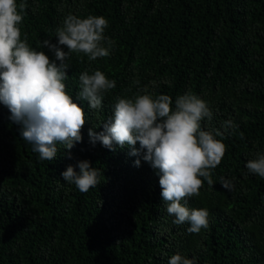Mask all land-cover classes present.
<instances>
[{"label":"trees","instance_id":"obj_1","mask_svg":"<svg viewBox=\"0 0 264 264\" xmlns=\"http://www.w3.org/2000/svg\"><path fill=\"white\" fill-rule=\"evenodd\" d=\"M26 3L21 38L50 59L54 54L39 45L56 43L68 14L104 17V34L114 45L95 61L71 54L66 92L84 109L87 124L71 150L57 145L55 160L39 159L0 104V264H168L175 254L196 264H264V178L245 167L264 154V0ZM96 70L116 82L100 110L78 98L79 76ZM144 88L153 97L170 96L173 107L178 96L197 95L213 113L201 121L202 130L223 133L215 137L226 152L213 170L214 186L205 181L200 195L187 199L189 209L209 212V226L198 234L187 231L188 223H173L143 153L89 142V127L102 131L116 97L134 98ZM229 120L233 129L223 127ZM79 161L101 172L100 184L87 193L61 178L69 165L78 172ZM221 178L232 181V191L222 188Z\"/></svg>","mask_w":264,"mask_h":264},{"label":"clouds","instance_id":"obj_2","mask_svg":"<svg viewBox=\"0 0 264 264\" xmlns=\"http://www.w3.org/2000/svg\"><path fill=\"white\" fill-rule=\"evenodd\" d=\"M26 0H0V104L10 112V121L20 125V136L31 144L39 159L53 161L58 155L57 145L71 150L82 142V129L87 124L84 109L66 92L68 60L71 54H83L89 61L110 55L114 41L105 36L108 21L100 16L79 18L68 14L62 26L56 29L55 40H43L39 47L54 54L50 59L44 51L29 46L27 37L21 38V25L27 10ZM66 49V51H65ZM79 99L87 101L90 109L100 110L107 92L116 82L106 78L99 70L79 76ZM138 83V81H137ZM155 85V82H151ZM146 94L134 98L116 97L111 118L99 127H89V142H99L104 148L131 149L129 155L140 157L159 177L162 201L166 211L174 216L173 223H188L189 233L198 234L209 226L207 209H189L187 199L198 197L206 181L214 186L213 170L221 163L226 146L216 136L217 130H202L201 121L213 119L209 104L197 95L186 92L175 99L161 94ZM225 129L235 126L224 122ZM243 139V133H240ZM139 144V148L135 146ZM67 158L71 159L70 152ZM140 166V159L134 161ZM69 165L61 178L74 184L81 193H87L100 184L99 169L88 161ZM245 167L248 173L264 178V154L257 153ZM203 178V179H201ZM221 186L232 191L234 184L221 178ZM168 264H196L181 254L173 255Z\"/></svg>","mask_w":264,"mask_h":264}]
</instances>
